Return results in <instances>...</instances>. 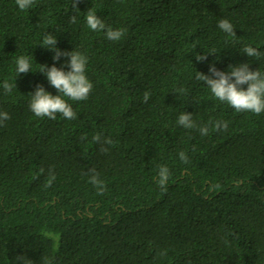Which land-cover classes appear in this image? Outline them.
<instances>
[{"label":"trees","instance_id":"1","mask_svg":"<svg viewBox=\"0 0 264 264\" xmlns=\"http://www.w3.org/2000/svg\"><path fill=\"white\" fill-rule=\"evenodd\" d=\"M89 8L124 36L92 31ZM49 33L88 57L93 90L69 101L76 119L29 108L38 85L59 94L41 65L69 70L40 46ZM20 56L34 72L17 75ZM241 63L264 73V0H36L27 11L0 0V264H264V113L236 112L196 79ZM185 111L209 134L179 126ZM98 134L113 141L106 153Z\"/></svg>","mask_w":264,"mask_h":264},{"label":"clouds","instance_id":"2","mask_svg":"<svg viewBox=\"0 0 264 264\" xmlns=\"http://www.w3.org/2000/svg\"><path fill=\"white\" fill-rule=\"evenodd\" d=\"M35 3L36 0H15V4L20 11L31 9ZM96 13L97 11L94 8L87 10L85 20L88 27L94 32H104L108 40L119 41L124 36L125 30L107 26ZM73 20H75V17H73ZM218 27L228 35H236L234 25L228 19H221ZM40 46L54 53V61H59L62 56L70 58L66 61L69 70H63V65L59 68L55 65L51 67L41 65L42 70L39 72L46 76L49 84L59 94L52 95L43 86L38 85L35 92L31 93L29 108L39 118L47 117L55 120L57 119V114H60V116L68 120L76 119L77 114L69 101H86L93 90V84L86 75L88 57L74 49L70 52H62L57 47L56 36L50 33L43 37ZM243 53L251 58H259L260 56V51L252 46H245ZM205 58L206 56L202 55L196 56L197 60H204ZM31 65L32 59L30 57H18L16 59L17 75L33 71ZM209 72L211 75H205L197 71L196 79L202 81L217 100L228 104L236 112H248L257 116L264 113V73H261L258 69L251 70L249 63L230 65L228 71H219L213 64L209 67ZM244 85H247L246 90L243 87ZM13 87H16V85L9 83L7 80L4 81L3 89L6 94H10ZM149 98L150 94L145 92L144 102H147ZM8 119H10V116L7 112H0V125H3ZM177 123L185 129L198 128L201 135L206 136L209 134L208 126H198L192 119V114L186 111L178 116ZM214 127L216 130H226L228 124L225 121H216ZM93 141L101 144L100 151L102 153L108 151V148L103 145L113 144L111 138H102L99 134L93 137ZM179 157L182 162L187 161V156L184 152L179 153ZM92 173L89 182L97 186L102 192L104 189L103 181L95 174V169H92ZM54 178V175H52L46 186H50L51 180ZM169 179L170 170L168 167L160 166L157 183L165 192L167 191ZM17 259L23 264H31V261L24 256H18Z\"/></svg>","mask_w":264,"mask_h":264}]
</instances>
